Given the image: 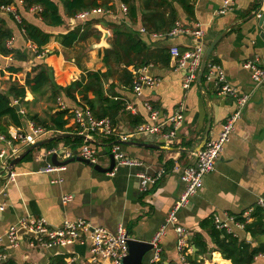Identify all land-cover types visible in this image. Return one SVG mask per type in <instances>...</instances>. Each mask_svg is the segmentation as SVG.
Instances as JSON below:
<instances>
[{
    "label": "crops",
    "instance_id": "crops-1",
    "mask_svg": "<svg viewBox=\"0 0 264 264\" xmlns=\"http://www.w3.org/2000/svg\"><path fill=\"white\" fill-rule=\"evenodd\" d=\"M224 1L195 0L191 17L179 5H175L177 20L173 29L179 27L190 32L200 27L204 33L202 40L206 47L226 31L214 47L209 61L221 68L227 82L237 94L249 95V101L230 135L229 142L224 146L214 171L204 176L202 188L190 198L186 207L177 213L178 224L188 232L191 249L189 257L191 256L195 264H232L213 250L207 229L200 228L202 221L209 220L214 215L220 216L221 219H224L223 214L235 218L242 216L243 212L252 209L259 200H264V87L254 89L249 72L243 68L244 62L254 56H258L264 66V30L258 26V19L264 14V4L261 0H231L226 13L221 15ZM107 2L114 4L115 11H97L92 17L115 25L125 24L122 29L135 32L149 52L162 48L169 51L174 46L180 52L191 49L193 40L189 34L170 36L173 29L168 33H148L139 20L135 24L126 21L127 12L121 11L119 0ZM13 5L16 11H19L20 18L52 35L43 47L42 55L37 57L36 47L24 39L22 31L16 25L17 22L10 19L11 15L0 13L13 34L11 48L28 55L26 61H15L11 57L0 58V92H6L9 84L16 79L23 84L26 74L31 71L36 61L50 69L54 83L62 88L79 79L87 71H106L102 63V53L104 49L109 48L112 39L110 28L97 25L99 39L91 38L72 49H66L61 46L58 36L84 22L87 15L82 17L81 13L76 19L64 18L62 26L48 27L36 16L37 12L24 11L18 0H15ZM138 14L140 15L139 8ZM97 27L109 33L106 48L97 47L101 39V32ZM144 66H147V74L159 79L160 84L144 88L141 96H136L131 87L123 86L118 74L104 86L107 90L108 85L112 84L113 88L109 91L113 96L112 100L120 101L123 107L112 124L115 134H89L90 143L80 139V143L60 142L55 146L66 148L72 153L78 152L84 145L90 146L96 150L98 166L107 169L110 166V149L113 145H118L122 153L136 160L139 165L114 166L110 173H102L90 165L74 161L64 165L65 170L62 172L44 173L43 169L52 164L51 157L36 160V152H32L29 158L23 159L14 167L11 172L12 179L0 183V188L4 190L3 196L0 197V203L3 204L0 210V236L19 220L31 216L43 218L51 228H61L65 220L81 219L92 227H101L109 232H115L117 228L122 227L129 239L149 243L152 241L184 189L178 172L172 171L174 162L184 167L194 161L196 152L190 153L186 150L199 144L207 126V141L218 136L222 124L234 109V100L218 96L212 84L205 79L201 80L200 84L196 79L185 91L182 87L185 72L177 67L171 56L167 65L150 62ZM10 67L20 68L21 71L11 74L8 71ZM131 68L133 67H128L129 72ZM89 98L92 96L89 95ZM33 100L34 97L27 91L23 99L25 104L15 105L22 116V130L29 132L34 125L26 117L32 114L29 110L38 102L45 101L50 114L57 110H68L70 117L65 128L74 129L76 135L79 133L80 127L74 124L72 117L75 110L81 109L77 104L64 95L57 98L55 103L45 99L38 102ZM181 102L183 122L178 127L171 146H165L162 139L148 135L132 136L126 142L120 140L121 136L130 135L136 126L151 122L146 103L157 111V122H162L174 114ZM7 140L10 141L9 144L0 141V150L9 155L10 149L12 146L17 147V143L12 138ZM136 144L161 148H143ZM56 160L64 163L69 159L56 156ZM162 167L167 174L154 186L140 191L139 180L135 175L140 173L153 176ZM59 180L61 182L55 183ZM64 195L72 196L66 204L60 201ZM228 226L231 232L229 234L239 240L253 246L264 242V237L252 239L244 227L236 228L232 223ZM195 235L201 236L206 244V250L203 252L194 247ZM32 243L33 239L24 235L17 248H11L6 240L2 241L1 248L6 251L8 260L14 261L15 264H49V260L55 256H64L66 264H85L90 258V242L87 238L71 245L52 248L32 246ZM159 248L163 264L178 261L176 234L171 227L166 228L160 238ZM151 255L149 252L144 264H151ZM253 264H264V255L256 257Z\"/></svg>",
    "mask_w": 264,
    "mask_h": 264
},
{
    "label": "built area",
    "instance_id": "built-area-1",
    "mask_svg": "<svg viewBox=\"0 0 264 264\" xmlns=\"http://www.w3.org/2000/svg\"><path fill=\"white\" fill-rule=\"evenodd\" d=\"M261 1L264 4V0ZM230 4L231 0H225L223 2L222 10L220 11L221 15L226 13ZM120 9L123 13L127 12V9L123 4L120 5ZM30 11L38 12V9L33 8ZM0 13L11 15L15 22H20V16L17 14L16 8L12 4L0 6ZM82 15V17H84L87 13H82ZM181 33H187L192 38L193 45L191 46V49L180 52L178 48L174 46L169 49V54L176 62L177 67L185 72L182 87L187 91L190 85L197 79L206 45L203 44L202 39L204 33L200 27L190 32L177 27L173 29L169 35L174 36ZM7 46L9 48L12 47V39L7 42ZM40 55H42V53L37 55V57H40ZM243 68L249 72L254 89L264 87V66L261 65L258 56H254L252 59L245 61ZM130 72L133 76L131 89L136 96H141L144 88H151L160 84L159 79L150 77L147 74V66L131 68ZM205 72L206 73L203 74L204 79L212 84L214 92L218 96L224 98L230 97L234 100V109L222 124L218 136L215 139L208 140L201 150L194 154V161L190 165L181 167L174 162L172 171L178 172L180 182L183 184L184 189L178 202H176L168 212L164 225L159 229L150 242L152 246L151 264H163V261L160 258L159 241L168 227H171L176 234V252L178 261L173 264H190L188 261V256L191 253L188 238L189 235L185 228L178 224L177 213L181 208L186 207L190 198L202 188V180L204 176L214 171L224 150V146L229 142L230 135L234 131L235 126L240 120L242 112L249 101V95L237 94L233 86L227 82L224 72L217 64L208 61ZM16 104H18L17 101L14 102V105ZM145 107L149 113L151 122L136 126L130 135L121 136L120 140L126 142L132 136L148 135L162 139L165 146H171L176 137L177 129L183 122V103H179L174 114L162 122H157V111L153 110L147 103L145 104ZM72 114L74 124L80 127L78 135L86 132L87 137L89 134L111 136L116 132L109 119L95 120L87 108L75 110ZM51 135L52 132L34 125L31 126L29 132H26L21 128L12 130L11 138L16 141L17 147L12 146L9 155H6L4 151L0 150V166H7L13 158L25 151L29 146L45 138L51 137ZM0 141H6L7 144L10 142L1 135ZM34 152H36V160H40L42 157L46 156L51 157L52 155L63 156L66 159L78 156L93 165L99 164L96 150L87 145L82 146L78 152L75 153L67 151L66 148L60 147L38 149ZM110 155L113 156L115 162L114 166L132 167L139 165L136 160H133L122 153L118 145H113L111 147ZM64 170V165L55 166L53 164H48L45 169H43V172L56 173ZM166 174L167 171L162 167L158 169L153 176H147L140 173L135 176L139 180L140 191L143 192L148 187L154 186ZM10 178L12 179L13 175H10ZM56 182H61V180L55 181V183ZM3 193L4 190L0 188V197L3 196ZM71 199V195H64L60 198V201L62 204H66ZM256 205L264 209V200H259ZM2 207L3 204L0 203V210ZM251 211L252 209L243 212L241 217L244 219V223L236 221V218L233 216L223 214L224 219H221L220 216L214 215L212 217L213 224L216 229L225 230L227 233H231L228 224L232 223L236 228L242 229L245 224L251 222ZM19 230H25L33 234V237H31V239H33L32 246L37 245L43 248L71 245L87 238L90 242V258L85 264H102L106 261L109 262V264H121L128 254L127 241L129 240V237L125 229L122 227L117 228L115 232H109L101 227H92L84 220L76 219L73 221L65 220L62 227L57 229L51 228L43 218L26 216L19 220L16 225L11 226L3 236H0V264H4L8 260L6 251L4 248H1L2 241L6 240L11 248H17L20 243L17 238V232Z\"/></svg>",
    "mask_w": 264,
    "mask_h": 264
},
{
    "label": "trees",
    "instance_id": "trees-1",
    "mask_svg": "<svg viewBox=\"0 0 264 264\" xmlns=\"http://www.w3.org/2000/svg\"><path fill=\"white\" fill-rule=\"evenodd\" d=\"M14 1L0 0V6L13 5ZM18 1L21 2L23 10L26 12L37 8L36 16L48 27H60L64 24V18L76 19L81 13H87L88 17L84 22L73 26L71 30L58 36L61 46L66 49H72L77 44L85 43L91 38L99 39L100 33L96 29L97 25L110 28L112 39L109 48L104 49L102 53V63L106 68L105 72L87 71L79 79L62 88L54 83L50 69L41 62L36 61L31 71L26 74L23 84L16 79L9 84L6 92H0V135L6 139L11 138L12 130L22 126V116L16 111L14 102L17 101L20 106L25 104L23 99L27 91L34 97V102L45 99L55 103L57 98L64 95L65 98L77 104L79 108H87L95 120L108 118L113 124L117 113L123 107L120 101L112 100L113 96L109 93L110 89L113 88L112 84L108 85L107 90L104 89L108 81L115 74H118L120 83L125 87H131L133 76L128 71V67L138 68L150 62L167 65L170 61L167 49L162 48L156 52H149L135 32L122 29L125 24L115 25L107 23L103 19L93 18L92 15L97 11H115L114 4L107 2V0ZM119 2L127 9L126 21L135 24L139 20L141 26L148 33H168L174 28L177 20L175 5H179L191 17L195 0H119ZM138 8L140 15L138 14ZM10 19L14 21L12 16H10ZM16 25L22 31L24 39L36 47V54L39 55L52 34L42 31L22 18ZM12 35L6 20L0 16V58L11 57L15 61H26L28 56L26 52L14 50L7 46V42L12 38ZM33 57H36V55H33ZM209 62L212 63L211 60ZM8 71L11 74H17L21 69L10 67ZM89 95L92 98H89ZM26 117L34 126L52 132L53 136L57 133H76L74 129L65 128L70 117L68 110L52 112L48 120H41L36 114H28ZM71 141L74 144L81 142L77 138L72 140L66 138L53 141L38 149H51L60 142L69 144ZM31 154H28L25 159L29 158ZM250 218L252 221L244 225L245 231L252 239L264 237V209L254 205ZM236 221L244 223L241 216H236ZM200 228L207 229L214 247L213 250L219 252L224 259L229 260L232 264H253L256 257L264 255V242L253 246L251 243L239 240L225 230L216 229L212 218L202 221ZM193 244L196 249H200V252L206 250V244L199 235L193 237ZM188 261L190 264H195L191 256H188ZM4 264L15 263L8 260ZM49 264L66 263L64 256H55L49 260Z\"/></svg>",
    "mask_w": 264,
    "mask_h": 264
},
{
    "label": "water",
    "instance_id": "water-1",
    "mask_svg": "<svg viewBox=\"0 0 264 264\" xmlns=\"http://www.w3.org/2000/svg\"><path fill=\"white\" fill-rule=\"evenodd\" d=\"M258 26H260L262 28V30H264V14L261 15L260 18L258 19ZM97 28L101 32V39H100V42H99L97 47H99V48L100 47H104V48L108 47V44L106 41L109 38V33L102 28H99V27H97ZM225 33H226V31L222 32L212 42H210L208 44V46L206 47L204 54H203L202 61H201V65H200V68L198 71V75H197V82L199 84L201 83L207 62L209 60V57H210L214 47L217 45V43L220 41V39L225 35ZM15 109L17 112L19 111L18 107H16ZM66 138H77V139H81V140H84V141L90 143V140L87 137L86 132L81 134V135L69 134V133L56 134L54 136H51V137L45 138L39 142H36L35 144L29 146L25 151L20 153L18 156L13 158L8 163L7 166H0V183L9 180L11 172L13 171L14 167L16 165H18L23 159H25V157L28 154L34 152L38 148H41L42 146H45V145H47L53 141H60V140L66 139ZM207 139H208V126H207L206 131H205L203 137L201 138L199 144L196 147H194L193 149L186 150V152L195 153V152L201 150V148L207 142ZM136 145L142 146L143 148H151V149H160L161 148V147L154 146V145H145V144H136ZM62 151H64V150H62ZM173 151L175 152V151H180V150H173ZM109 158H110V166L107 169H103L98 165H93L90 162H88L87 160H84L78 156H75L74 158H70L69 160L65 161L64 163H60L56 160V155H52L51 156V162L55 166H63V165L69 164L71 162L78 161V162H82L84 164H87V165L94 167V169L97 170L98 172L110 173L112 171L114 165H115V162H114L112 155H109ZM24 235H27L29 237H33V234H31L25 230H19L17 232V238H18L20 243H21L22 237ZM127 249H128V254L123 259L121 264H144L146 258L149 256V252L152 251V246L149 242L129 239L127 241Z\"/></svg>",
    "mask_w": 264,
    "mask_h": 264
},
{
    "label": "rangeland",
    "instance_id": "rangeland-1",
    "mask_svg": "<svg viewBox=\"0 0 264 264\" xmlns=\"http://www.w3.org/2000/svg\"><path fill=\"white\" fill-rule=\"evenodd\" d=\"M36 104V103H35ZM32 114H38L43 120H47L50 116V111L47 109L45 101L38 102L36 105L29 110Z\"/></svg>",
    "mask_w": 264,
    "mask_h": 264
}]
</instances>
